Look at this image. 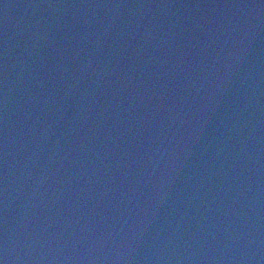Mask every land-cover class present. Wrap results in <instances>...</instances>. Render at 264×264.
I'll return each mask as SVG.
<instances>
[{
    "label": "water",
    "instance_id": "obj_1",
    "mask_svg": "<svg viewBox=\"0 0 264 264\" xmlns=\"http://www.w3.org/2000/svg\"><path fill=\"white\" fill-rule=\"evenodd\" d=\"M2 264H264V0H0Z\"/></svg>",
    "mask_w": 264,
    "mask_h": 264
},
{
    "label": "snow or ice",
    "instance_id": "obj_2",
    "mask_svg": "<svg viewBox=\"0 0 264 264\" xmlns=\"http://www.w3.org/2000/svg\"><path fill=\"white\" fill-rule=\"evenodd\" d=\"M0 264H2V262H0Z\"/></svg>",
    "mask_w": 264,
    "mask_h": 264
}]
</instances>
